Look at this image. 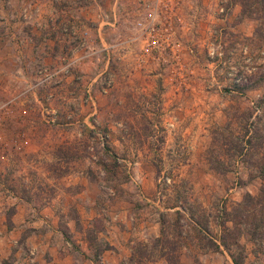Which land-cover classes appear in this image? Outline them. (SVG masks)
<instances>
[{"label": "rangeland", "instance_id": "1", "mask_svg": "<svg viewBox=\"0 0 264 264\" xmlns=\"http://www.w3.org/2000/svg\"><path fill=\"white\" fill-rule=\"evenodd\" d=\"M157 2L0 0V264H264V0Z\"/></svg>", "mask_w": 264, "mask_h": 264}, {"label": "built area", "instance_id": "2", "mask_svg": "<svg viewBox=\"0 0 264 264\" xmlns=\"http://www.w3.org/2000/svg\"><path fill=\"white\" fill-rule=\"evenodd\" d=\"M160 3V0H158L148 11L144 21L138 24L140 38L144 40L142 52H145L147 56H153L155 52H172V54L177 57V54L174 52H182V47L178 41L173 40L172 36L170 37L167 35L170 32L169 28L164 27L159 17V15H161L159 8L161 5ZM219 56H221V54ZM177 59H179V57H177Z\"/></svg>", "mask_w": 264, "mask_h": 264}, {"label": "crops", "instance_id": "3", "mask_svg": "<svg viewBox=\"0 0 264 264\" xmlns=\"http://www.w3.org/2000/svg\"><path fill=\"white\" fill-rule=\"evenodd\" d=\"M111 252H112V251H111ZM113 255H114V254H113ZM108 259H109V258H108ZM117 259H118V258H117ZM103 263H104V264L106 263V259H105V258L103 259Z\"/></svg>", "mask_w": 264, "mask_h": 264}]
</instances>
